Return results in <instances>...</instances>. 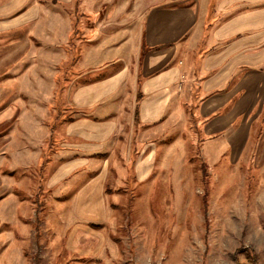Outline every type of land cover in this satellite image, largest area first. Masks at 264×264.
<instances>
[{"label":"rangeland","instance_id":"rangeland-1","mask_svg":"<svg viewBox=\"0 0 264 264\" xmlns=\"http://www.w3.org/2000/svg\"><path fill=\"white\" fill-rule=\"evenodd\" d=\"M71 15L70 23L44 26L34 39L37 50H25L0 67V264H264L262 110L253 104L228 126L218 121L228 105L202 115L192 71L179 89L185 98L177 112L185 117L179 145H171L142 182L127 176L126 166H114L106 193L115 205L98 224L104 244L83 240L79 230L72 235L77 218L66 197L75 183L46 186L66 157L60 147L64 125L78 114L104 117L112 111L108 102L76 110L69 85L80 70L151 47L135 29L137 22L105 40V55L82 54L81 35L93 24L81 22L77 9ZM45 50L55 53L51 61ZM178 59L186 61L182 54ZM173 137L176 131L164 143ZM18 147L26 160L14 159Z\"/></svg>","mask_w":264,"mask_h":264},{"label":"crops","instance_id":"crops-1","mask_svg":"<svg viewBox=\"0 0 264 264\" xmlns=\"http://www.w3.org/2000/svg\"><path fill=\"white\" fill-rule=\"evenodd\" d=\"M73 9L81 22L93 24L81 35L82 54L105 55V40L137 22L135 29L151 47L80 70L69 85V102L76 110L108 102L112 112L104 117L78 114L65 123L60 147L66 157L46 186L75 183L66 197L77 218L72 235L79 230L83 240L93 237L99 246L105 238L98 224L115 205L106 193L115 179L114 166H126V175L142 182L158 159H166L170 146L179 145L178 133L185 125L184 112L180 117L177 113L185 103L179 89L187 72L198 77L202 115L228 105L218 120L228 126L256 104L264 120V0H0V67L25 50H37L34 39L44 26L72 22ZM45 52L51 61L55 53ZM178 54L186 61H175ZM173 131L176 137L164 143ZM18 150L14 159L26 160Z\"/></svg>","mask_w":264,"mask_h":264}]
</instances>
